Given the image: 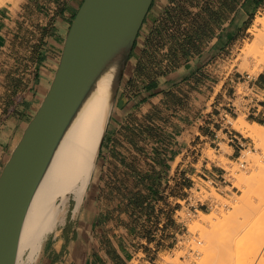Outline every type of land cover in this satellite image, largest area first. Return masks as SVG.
<instances>
[{"label": "crops", "instance_id": "crops-1", "mask_svg": "<svg viewBox=\"0 0 264 264\" xmlns=\"http://www.w3.org/2000/svg\"><path fill=\"white\" fill-rule=\"evenodd\" d=\"M83 1L0 5V177L50 89ZM263 1L154 0L139 34L144 42H136L108 121L99 153L104 171L80 206L70 207L39 264H133L137 257L141 264H160L167 234L175 233L166 228L168 221L183 209L186 192L201 179L216 182L222 176V166L206 158L204 150L210 145L231 160L243 150L245 136L234 134L220 117L225 114L227 120L229 110L242 101L254 116L249 121L263 123L264 72L248 81L251 93L243 96L229 92L237 84L228 77L219 89L214 79L219 74L209 73L219 63L214 54L262 9ZM46 3L51 8L42 7ZM180 8L190 19L169 22ZM201 18L207 19L205 25L197 23ZM28 44L32 61L22 56ZM195 50V57L188 55ZM204 74L210 90L199 82ZM172 96L182 105L172 104ZM209 105L221 113L202 115Z\"/></svg>", "mask_w": 264, "mask_h": 264}, {"label": "rangeland", "instance_id": "rangeland-1", "mask_svg": "<svg viewBox=\"0 0 264 264\" xmlns=\"http://www.w3.org/2000/svg\"><path fill=\"white\" fill-rule=\"evenodd\" d=\"M23 2L24 0H0V5L14 3L18 6ZM25 3V5L30 6L27 2ZM262 4V9L259 11L257 9L251 14L250 18L245 21L243 28H239L237 34L231 36L223 50L214 54V59L219 60V63L214 66V72L209 73L212 74L216 71L219 74L214 78L220 82L219 89L225 87L221 80L228 77L229 82L237 84V87L229 90L230 93L236 92L238 96L251 93L248 88V81L264 72V67L252 72L249 69H244L242 65L246 56L249 57L252 65L261 56L260 50L254 44L257 33L262 27L261 22L264 21V1ZM42 7L51 8L49 3ZM173 12L175 20L171 19L169 22L175 23L190 19L189 13L184 8L176 9ZM29 20L34 22L33 24L37 23L36 18ZM205 20L207 19H198L197 23L205 25L207 22ZM169 22H167V26L170 24ZM26 23L28 24L29 21L26 20ZM209 23L211 24V22ZM255 26L256 29H254ZM26 36L32 38L33 33H27ZM143 37L144 34L140 38L138 36L137 41L143 43ZM260 44H262V49L264 37ZM31 47L32 45L28 44L24 49L25 54L22 55L28 61H32L34 56V50H31ZM193 54H197V51L188 52V55L195 57ZM202 78L203 80L199 81L200 84L204 89L210 90L208 81H205L209 76L204 74ZM232 79L233 81H231ZM197 85L199 86V83ZM193 89L204 93L194 85ZM221 101L223 102V99ZM171 103L175 106L182 105L176 96L171 97ZM237 107V110H229L227 120L222 118L226 117L225 114L220 117V120L234 130V134H238L240 138L242 134L245 136L241 139L245 144L240 145L243 150L236 154L238 159L233 160L223 154L218 156L217 150L210 145L204 150L206 158L222 166L223 172L220 173L222 176L216 178V182H213L214 179L212 178L208 181L201 179L197 182V187L186 192L187 200L180 203L183 209L178 212L177 217H171L168 221L169 227L166 228H170L171 231L174 230L175 233L169 231L167 234V238L170 239L163 243V248L166 251L160 254V264H250L252 259L255 260L254 264H264V137L255 138L250 135V132L255 128L251 123L254 116L246 112L242 101H237ZM204 108L207 109V107ZM212 113L219 115L221 109L210 107L206 112H202V115L206 114L210 117L209 115ZM261 120L264 131V118ZM208 121L213 122V120ZM247 121L251 125L245 124L244 128H237ZM203 123L205 124V122ZM235 141H239L238 138H235ZM225 151L226 149L223 148V152ZM99 159L100 156H98L90 186L96 185L98 176L104 171ZM108 182L111 183L110 180ZM106 186L108 189L113 187L107 184ZM110 196L111 194L109 196L106 194V199L110 198L109 200L113 201V197ZM75 203L76 201L71 197L69 209ZM222 207L227 216L220 217V222L215 228L204 226V229H200L196 227L199 216L203 213L207 216L216 215ZM51 239L52 237L49 241ZM208 239L211 241L208 242ZM153 260L155 259L153 258Z\"/></svg>", "mask_w": 264, "mask_h": 264}, {"label": "water", "instance_id": "water-1", "mask_svg": "<svg viewBox=\"0 0 264 264\" xmlns=\"http://www.w3.org/2000/svg\"><path fill=\"white\" fill-rule=\"evenodd\" d=\"M153 2L84 0L81 4L50 89L0 177V264H17L23 225L51 159L95 77L121 50L117 97Z\"/></svg>", "mask_w": 264, "mask_h": 264}, {"label": "bare ground", "instance_id": "bare-ground-1", "mask_svg": "<svg viewBox=\"0 0 264 264\" xmlns=\"http://www.w3.org/2000/svg\"><path fill=\"white\" fill-rule=\"evenodd\" d=\"M261 26L254 44L261 56L253 65L246 56L242 64L244 69L252 72L264 67V47L261 49L260 44L264 37V21ZM122 67L123 54L120 50L97 74L68 125L29 207L20 237L17 264H39L47 242L66 221L70 198L76 201L78 207L83 202L112 114ZM245 124L250 123L247 121L237 128H244ZM252 125L255 128L250 135L264 137L263 125ZM223 216H227L223 207L216 215L203 213L196 227L215 228ZM254 261L252 259L250 264Z\"/></svg>", "mask_w": 264, "mask_h": 264}, {"label": "built area", "instance_id": "built-area-1", "mask_svg": "<svg viewBox=\"0 0 264 264\" xmlns=\"http://www.w3.org/2000/svg\"><path fill=\"white\" fill-rule=\"evenodd\" d=\"M140 258L141 257H137L133 264H141Z\"/></svg>", "mask_w": 264, "mask_h": 264}]
</instances>
